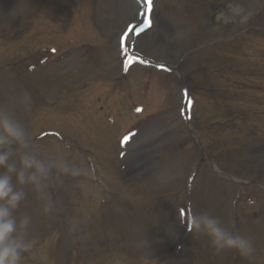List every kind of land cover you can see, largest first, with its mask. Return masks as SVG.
Wrapping results in <instances>:
<instances>
[{
    "label": "rangeland",
    "instance_id": "1",
    "mask_svg": "<svg viewBox=\"0 0 264 264\" xmlns=\"http://www.w3.org/2000/svg\"><path fill=\"white\" fill-rule=\"evenodd\" d=\"M142 15L138 0H0V108L33 138L58 130L39 148L85 170L53 182L47 213L26 188L22 264H264V0H152L135 52L187 88L129 56ZM95 174L117 197L104 211ZM189 212L249 238L254 258L187 231Z\"/></svg>",
    "mask_w": 264,
    "mask_h": 264
},
{
    "label": "clouds",
    "instance_id": "2",
    "mask_svg": "<svg viewBox=\"0 0 264 264\" xmlns=\"http://www.w3.org/2000/svg\"><path fill=\"white\" fill-rule=\"evenodd\" d=\"M84 171L62 155H45L25 124L14 113L0 108V264H22L36 245L34 239L28 238L31 217L17 216L27 198L26 188L30 186L43 201V211L47 213L53 203L47 189L55 185L53 182L63 183L62 178L79 177ZM181 222L186 223L187 231L209 237L217 252L230 249L249 260L254 258L249 238L226 230L218 218L207 212H189Z\"/></svg>",
    "mask_w": 264,
    "mask_h": 264
},
{
    "label": "snow or ice",
    "instance_id": "3",
    "mask_svg": "<svg viewBox=\"0 0 264 264\" xmlns=\"http://www.w3.org/2000/svg\"><path fill=\"white\" fill-rule=\"evenodd\" d=\"M146 5H147V11L150 13L151 12V8H152V0H146ZM149 26H150V22H149ZM133 28H135V26H133ZM161 67H164L163 65H161ZM128 139V137L124 138V141L126 142Z\"/></svg>",
    "mask_w": 264,
    "mask_h": 264
}]
</instances>
